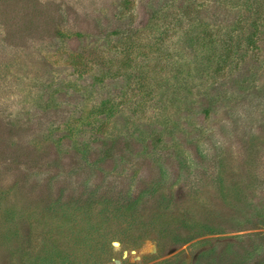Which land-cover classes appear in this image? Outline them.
<instances>
[{
	"label": "rangeland",
	"instance_id": "obj_1",
	"mask_svg": "<svg viewBox=\"0 0 264 264\" xmlns=\"http://www.w3.org/2000/svg\"><path fill=\"white\" fill-rule=\"evenodd\" d=\"M0 264H264V0H0Z\"/></svg>",
	"mask_w": 264,
	"mask_h": 264
}]
</instances>
